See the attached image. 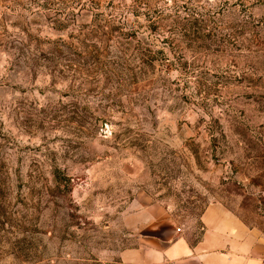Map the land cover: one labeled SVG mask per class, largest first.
Wrapping results in <instances>:
<instances>
[{
	"label": "rangeland",
	"instance_id": "rangeland-1",
	"mask_svg": "<svg viewBox=\"0 0 264 264\" xmlns=\"http://www.w3.org/2000/svg\"><path fill=\"white\" fill-rule=\"evenodd\" d=\"M230 219L264 236V0H0V264Z\"/></svg>",
	"mask_w": 264,
	"mask_h": 264
},
{
	"label": "crops",
	"instance_id": "crops-1",
	"mask_svg": "<svg viewBox=\"0 0 264 264\" xmlns=\"http://www.w3.org/2000/svg\"><path fill=\"white\" fill-rule=\"evenodd\" d=\"M203 220L208 223L210 219L205 214ZM158 228V223L149 226L139 247L124 250L123 261L128 264H155L163 260L175 264H264V236L239 219H230L226 227L208 226L194 244L172 226Z\"/></svg>",
	"mask_w": 264,
	"mask_h": 264
}]
</instances>
